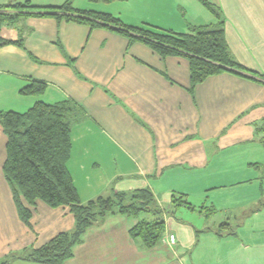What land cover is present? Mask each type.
<instances>
[{"label": "crops", "instance_id": "0c3cea01", "mask_svg": "<svg viewBox=\"0 0 264 264\" xmlns=\"http://www.w3.org/2000/svg\"><path fill=\"white\" fill-rule=\"evenodd\" d=\"M25 1L50 8L67 0H0V7ZM131 1L138 5L124 12L120 7ZM206 1L223 21L232 59L264 76V0ZM72 6L176 33L216 23L196 0H72ZM0 37L21 39L24 47L0 48L1 113H24L37 102L77 106L67 170L80 203L147 189L164 222L161 240L145 249L129 231L154 217L109 214L62 264H264V148L256 131L264 122L263 84L225 72L190 92L184 58H160L112 31L49 17L3 26ZM33 81L44 82V92L22 95ZM5 146L0 126V264H37L26 258L71 232L74 217L68 207L22 201L30 218L28 225L20 220L2 174Z\"/></svg>", "mask_w": 264, "mask_h": 264}, {"label": "trees", "instance_id": "16d2710c", "mask_svg": "<svg viewBox=\"0 0 264 264\" xmlns=\"http://www.w3.org/2000/svg\"><path fill=\"white\" fill-rule=\"evenodd\" d=\"M101 1L110 3L116 0ZM196 1L214 16L216 23L190 27L187 33H175L148 25L127 26L109 14L74 9L72 0L50 8H37L29 1L0 7V29L3 26L14 27L27 17H49L58 23L72 22L90 29L112 31L127 39L129 44L139 43L148 47L160 58L187 60L190 92L207 78L225 72L248 75L264 85V76L247 71L230 56L223 21L218 12L206 0ZM8 45L24 49L21 39L8 41L0 37V48ZM45 88L44 82L33 81L21 90V94L39 96ZM76 113V104L68 100L52 105L37 102L24 113L0 112V126L6 137L2 174L11 189L20 220L28 225L30 218V211L22 201L30 207L36 201L51 208L68 207L74 217L71 232L57 235L33 251L26 261L62 264L71 257L72 247L80 242L85 231L109 214L131 217L150 214L154 217L152 221H138L129 231L131 238L145 249L154 247L163 236L164 222L147 189L117 192L110 197H97L86 204L80 203L67 170L71 150L70 121ZM256 131L261 134L260 142L264 148V122Z\"/></svg>", "mask_w": 264, "mask_h": 264}, {"label": "rangeland", "instance_id": "374dc122", "mask_svg": "<svg viewBox=\"0 0 264 264\" xmlns=\"http://www.w3.org/2000/svg\"><path fill=\"white\" fill-rule=\"evenodd\" d=\"M135 4H136V2L135 1H131L130 3H128V4H126V5H123V6H119L121 9H123V11L124 12H126V11H129V10H133L138 4H136V6H135ZM112 6H116V5H112ZM135 6V7H134ZM119 7H117V9L119 10L120 8ZM134 7V8H133ZM114 10H116V8H114ZM135 27H138V26H135ZM153 27V26H152ZM154 27H156V26H154ZM163 27H165V26H162L161 28H159V27H156V28H159V29H166V28H163ZM167 27V26H166ZM176 33V32H175ZM177 33H182V32H177ZM186 33V32H185Z\"/></svg>", "mask_w": 264, "mask_h": 264}, {"label": "built area", "instance_id": "2783aa9c", "mask_svg": "<svg viewBox=\"0 0 264 264\" xmlns=\"http://www.w3.org/2000/svg\"><path fill=\"white\" fill-rule=\"evenodd\" d=\"M168 244L173 246L175 244V237L173 235L168 236Z\"/></svg>", "mask_w": 264, "mask_h": 264}]
</instances>
